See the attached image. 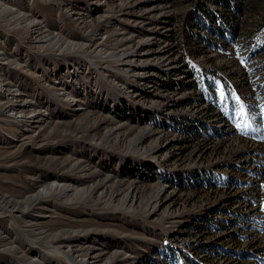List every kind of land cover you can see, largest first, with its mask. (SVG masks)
<instances>
[{"label": "rangeland", "instance_id": "374dc122", "mask_svg": "<svg viewBox=\"0 0 264 264\" xmlns=\"http://www.w3.org/2000/svg\"><path fill=\"white\" fill-rule=\"evenodd\" d=\"M9 100L0 264H264V0H0Z\"/></svg>", "mask_w": 264, "mask_h": 264}, {"label": "bare ground", "instance_id": "6f19581e", "mask_svg": "<svg viewBox=\"0 0 264 264\" xmlns=\"http://www.w3.org/2000/svg\"><path fill=\"white\" fill-rule=\"evenodd\" d=\"M12 107H15L14 106V104L12 103V102H10V100L9 101H6V102H0V110H6V109H12ZM12 111H14V109H12ZM24 140H27L26 142H29V141H31L30 139H29V137H27V138H24ZM35 140V139H34ZM22 144H24V143H22ZM11 159H9L8 161L5 159V163H7V162H9ZM14 163V162H13ZM67 167V166H66ZM6 191L5 192H8L9 194H7V193H5V192H3V191H0V211H2V212H6L9 208H12V207H14V206H12V205H14V204H11L12 202H16V201H14V200H10L9 199V196H11L10 194H12L7 188L5 189ZM20 194V196L19 197H21L22 198V200H20V202H22L23 203V205H26V206H24L25 208H27V209H29V208H35V207H37L38 206V202L40 201V199L41 198H43V196H40V195H38V196H36L35 198H33L34 196H32V197H26V196H24V194L22 193H19ZM59 194V193H58ZM61 195V194H60ZM13 197H14V195H12ZM59 196V195H58ZM12 197V198H13ZM89 196H86V198H85V200L86 201H89ZM19 206H21V205H19ZM16 207V206H15ZM24 209V208H23ZM26 210V209H25ZM21 212H23V210H21ZM39 234V233H38ZM70 235V234H69ZM72 235V234H71ZM51 236V235H50ZM56 236V235H55ZM62 238H66V237H64V236H62L61 238H59V237H55V240H57V239H62ZM4 247V244H2L1 243V247ZM14 248H12V247H9V248H7V250H13ZM3 250H5V249H3ZM83 251H85V252H83ZM71 252H74V250H72V249H68V253H71ZM79 252L81 253V256H88V252L85 250V249H83V250H79ZM86 254V255H85ZM93 258H98V256L97 257H93ZM117 258V257H116ZM117 260V259H116ZM119 260V259H118ZM115 262V261H114ZM84 263H86L85 262V260H82V261H80V262H78V264H84Z\"/></svg>", "mask_w": 264, "mask_h": 264}, {"label": "snow or ice", "instance_id": "6c2138e0", "mask_svg": "<svg viewBox=\"0 0 264 264\" xmlns=\"http://www.w3.org/2000/svg\"><path fill=\"white\" fill-rule=\"evenodd\" d=\"M237 127L239 128V125H237Z\"/></svg>", "mask_w": 264, "mask_h": 264}]
</instances>
